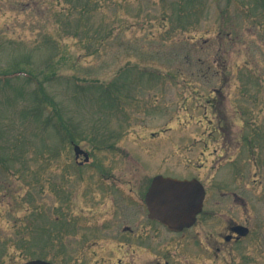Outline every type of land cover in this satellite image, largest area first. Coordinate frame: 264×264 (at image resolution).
Returning a JSON list of instances; mask_svg holds the SVG:
<instances>
[{
	"label": "rangeland",
	"instance_id": "obj_1",
	"mask_svg": "<svg viewBox=\"0 0 264 264\" xmlns=\"http://www.w3.org/2000/svg\"><path fill=\"white\" fill-rule=\"evenodd\" d=\"M172 2L101 0L73 38L76 13L57 0H0V72L35 70L93 156L79 167L72 146L44 125L47 113L34 119L33 81H0V144L3 134L29 142L31 180L0 162V264H23L43 245L54 264H75L86 248V264H264V0H203L199 16L181 17L197 21L185 31L159 19ZM89 82L119 85L121 104L100 107L95 88L76 87ZM156 175L202 183L194 227L174 234L149 223L143 196ZM33 186L29 204L43 221L27 216ZM44 221L63 229L47 240L31 233ZM234 224L250 235L226 242ZM17 231L30 232L33 255L8 242Z\"/></svg>",
	"mask_w": 264,
	"mask_h": 264
},
{
	"label": "trees",
	"instance_id": "obj_2",
	"mask_svg": "<svg viewBox=\"0 0 264 264\" xmlns=\"http://www.w3.org/2000/svg\"><path fill=\"white\" fill-rule=\"evenodd\" d=\"M101 0H57V4H61L63 7L68 6V10H70L69 14L71 12L76 13L77 17V27L73 29V31L70 33L72 34L73 38H77L79 33H81L82 28L86 29V22H89L92 18V12L98 9L99 3ZM208 0H206L207 3ZM230 2V0H227ZM165 6V5H164ZM205 4L203 3V0H173V2L169 6H165L162 13H160V21L164 26L170 25L175 28V30H178V27H180V31H185L186 26L189 27L193 22L197 21H188L185 20V25L181 19L183 17L184 19L193 14H200L203 10ZM217 34L223 35L222 32H224V27H217ZM80 31V32H79ZM225 33V32H224ZM230 33V31H229ZM20 63L16 64L17 66ZM21 66V65H20ZM48 75L43 79H47V81H52L57 77L55 72H49ZM25 77V81H33L34 83V89L31 92V97L34 101V108L31 110V113L34 117V119L39 120L44 118V125H50L52 127L53 132H55L62 140L65 142V138L68 141H77V135L74 132H71L72 129H70V126L66 123L65 119L60 114L59 106L56 104L54 99L51 97L49 98L48 95H46V86L45 82L39 79L38 75L36 74L35 70H32V68L25 69L20 68L18 71L7 73V71L0 72V81L3 80L5 83L11 80L12 76L14 77ZM44 75V74H43ZM78 91H83L85 88H89L90 90H93L94 88L97 90L96 97L99 103L104 104L107 106V104H114V102H117L118 104L121 103V99L118 96L119 93V85L114 84L113 85H98L94 82H91V86H83L78 83H76ZM22 139L17 138L14 143H9L7 139H5V135H1V144H0V151L4 152L5 156H0V162L1 166L8 170L9 167L14 168V173L17 174L18 178L22 180V182L28 186L31 184V180L26 183L25 181V166L24 159L26 154L28 153L26 148L29 144V142L26 141V143H22ZM31 145V144H30ZM29 145V148H30ZM21 148V149H20ZM10 162V163H9ZM20 162L19 170L16 167V164ZM15 164V165H10ZM35 186H33L31 191L28 190V194L24 195L26 199L23 200L24 203L29 204L30 199H33V192L35 191ZM26 201V202H25ZM34 208V206H32ZM35 209V208H34ZM43 231V227L40 228ZM20 234V235H19ZM27 235V234H26ZM25 235L24 232H17L15 236H13V239H11V242L15 243L16 247L21 249L22 252H24L26 255L30 254V244L29 239Z\"/></svg>",
	"mask_w": 264,
	"mask_h": 264
},
{
	"label": "water",
	"instance_id": "obj_3",
	"mask_svg": "<svg viewBox=\"0 0 264 264\" xmlns=\"http://www.w3.org/2000/svg\"><path fill=\"white\" fill-rule=\"evenodd\" d=\"M76 158L88 155L78 146L74 147ZM204 189L196 181H180L172 178L157 176L145 196V203L149 211V218L156 219L172 231H182L190 227L196 220V215L202 209ZM233 230L245 235L247 230L235 227ZM25 264H49L43 261H30Z\"/></svg>",
	"mask_w": 264,
	"mask_h": 264
},
{
	"label": "flooded vegetation",
	"instance_id": "obj_4",
	"mask_svg": "<svg viewBox=\"0 0 264 264\" xmlns=\"http://www.w3.org/2000/svg\"><path fill=\"white\" fill-rule=\"evenodd\" d=\"M249 138H246L245 137V141H248ZM145 219L143 220V222L141 224H139V228L142 230L140 233H139V241L141 242L142 240L145 239ZM241 225V224H240ZM128 234L131 235V234H135V231L133 229V227H130V226H125L124 229H123V234ZM250 235V229H249V233L247 234V236L245 237H241L238 239L237 237V234L235 233H232L231 237H230V240L229 242L231 241H234L236 243H239L240 241L244 240L246 237H248ZM87 250H89L88 248H86V250H81L79 252V255L75 258V264H86V261H87V256H88V253L86 252ZM97 262V259L95 260ZM65 264H72L70 261L67 262L66 260V263ZM97 264H100V263H97Z\"/></svg>",
	"mask_w": 264,
	"mask_h": 264
}]
</instances>
